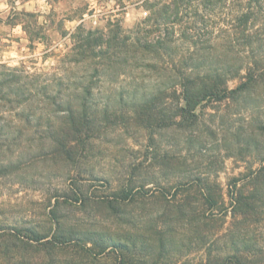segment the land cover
I'll return each mask as SVG.
<instances>
[{
	"label": "trees",
	"instance_id": "1",
	"mask_svg": "<svg viewBox=\"0 0 264 264\" xmlns=\"http://www.w3.org/2000/svg\"><path fill=\"white\" fill-rule=\"evenodd\" d=\"M143 3L150 15L131 30L116 23L107 31L81 24L58 77L42 78L0 63V155L18 153L17 160L0 164V173H26L40 156L88 160L105 121L194 124L200 106L248 101L257 87H264V0ZM123 77L129 79L127 86ZM36 134L42 153L24 160ZM232 188L231 205L224 209L231 211L236 229L223 250L234 251L209 253L206 264H264L261 237L245 226L264 204V161L249 176L234 179ZM72 192L61 196L63 203L78 199L84 205L94 198L114 206L136 194L127 190L112 198L90 196L80 188ZM56 197L47 213L54 224L49 230L0 227V264H107L114 257L112 248L114 264H146L122 255L121 250H129L124 241L101 247L91 234L62 228L54 211L61 202ZM206 201L208 209L217 204L210 194ZM207 213L202 217H210ZM48 222L36 227L46 228Z\"/></svg>",
	"mask_w": 264,
	"mask_h": 264
},
{
	"label": "rangeland",
	"instance_id": "2",
	"mask_svg": "<svg viewBox=\"0 0 264 264\" xmlns=\"http://www.w3.org/2000/svg\"><path fill=\"white\" fill-rule=\"evenodd\" d=\"M143 1L0 0V63L58 77L81 24L107 31L116 23L131 30L150 15ZM123 79L127 86L129 79ZM197 111L194 124L105 121L93 154L80 163L40 156L41 135H31L36 141L24 160L40 158L26 173H0V227L49 230L54 224L47 213L58 195L54 211L62 228L84 231L101 247L124 241L129 250L122 255L142 263L206 264L209 253H232L223 247L236 226L224 207L231 205L233 180L249 176L264 161V87L248 101L209 102ZM17 156L5 150L0 164ZM77 188L96 197L136 194L114 206L94 198L84 205L78 199L63 203L61 196ZM209 194L217 202L210 209ZM204 211L210 217H202ZM44 221L46 228L36 227ZM245 226L264 244V204ZM110 255L107 264H114V248Z\"/></svg>",
	"mask_w": 264,
	"mask_h": 264
}]
</instances>
